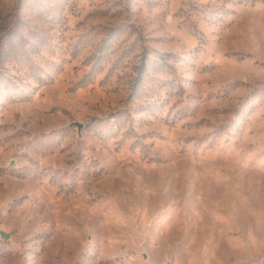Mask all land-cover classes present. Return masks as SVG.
I'll list each match as a JSON object with an SVG mask.
<instances>
[{
  "label": "rangeland",
  "instance_id": "1",
  "mask_svg": "<svg viewBox=\"0 0 264 264\" xmlns=\"http://www.w3.org/2000/svg\"><path fill=\"white\" fill-rule=\"evenodd\" d=\"M0 264H264V0H0Z\"/></svg>",
  "mask_w": 264,
  "mask_h": 264
},
{
  "label": "water",
  "instance_id": "2",
  "mask_svg": "<svg viewBox=\"0 0 264 264\" xmlns=\"http://www.w3.org/2000/svg\"><path fill=\"white\" fill-rule=\"evenodd\" d=\"M1 236L4 237V238H7L8 237V234H6L4 232H1Z\"/></svg>",
  "mask_w": 264,
  "mask_h": 264
}]
</instances>
